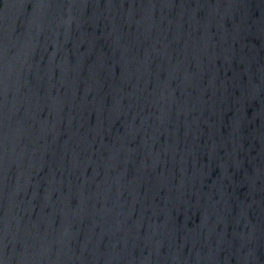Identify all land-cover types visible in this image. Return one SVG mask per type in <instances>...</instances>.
I'll use <instances>...</instances> for the list:
<instances>
[{"label":"water","instance_id":"95a60500","mask_svg":"<svg viewBox=\"0 0 264 264\" xmlns=\"http://www.w3.org/2000/svg\"><path fill=\"white\" fill-rule=\"evenodd\" d=\"M0 264H264V0H0Z\"/></svg>","mask_w":264,"mask_h":264}]
</instances>
